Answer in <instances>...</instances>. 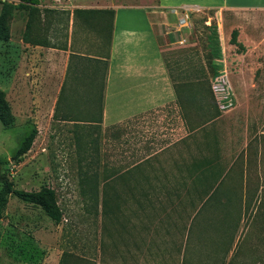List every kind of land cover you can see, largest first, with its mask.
Returning <instances> with one entry per match:
<instances>
[{
  "label": "rangeland",
  "instance_id": "1",
  "mask_svg": "<svg viewBox=\"0 0 264 264\" xmlns=\"http://www.w3.org/2000/svg\"><path fill=\"white\" fill-rule=\"evenodd\" d=\"M73 1L41 0L56 13L50 20L41 16L37 33L60 42L67 20L58 8ZM17 2L0 0V90L5 87L15 118L11 126L0 120V176L27 191L52 187L63 218L56 225L40 206L9 195L0 214V264H58L66 240L96 264H264V10L222 18L212 11L190 13L189 36L198 48L172 73L195 82V104L213 98L220 115L187 137L174 105L150 110L130 127L123 122L103 131L83 120H54L59 69L46 77L41 59H23L16 44L28 15ZM223 71L226 78H218ZM66 93L73 108L89 110L79 94ZM185 108L188 120L204 121L206 110ZM33 128L30 149L15 161ZM95 139L96 215L95 188L83 178L84 171L95 172ZM205 157L219 158L229 169L218 191L230 200L201 205V184L196 188L188 171Z\"/></svg>",
  "mask_w": 264,
  "mask_h": 264
},
{
  "label": "crops",
  "instance_id": "2",
  "mask_svg": "<svg viewBox=\"0 0 264 264\" xmlns=\"http://www.w3.org/2000/svg\"><path fill=\"white\" fill-rule=\"evenodd\" d=\"M39 7L52 8L41 0ZM58 9L65 11V16L69 14V21L60 25V42L48 38L57 47L33 45L20 38L17 49L24 54L23 59H41L46 77L59 69L58 95L63 85L66 92L76 89V93L83 94L87 89L99 92L102 83L103 131L123 122L130 127V120L142 119L150 110L172 105L179 108L165 61L190 58L198 48L189 36L193 30L191 17L187 26L179 23L183 9L190 13L212 11L222 18L231 13L264 10V0H74ZM74 9L94 12L78 14L74 19ZM171 36H179V40L173 41ZM243 45L247 46L245 42ZM18 62L19 71L23 60ZM179 116L184 136L196 133L198 128L181 116L180 108Z\"/></svg>",
  "mask_w": 264,
  "mask_h": 264
},
{
  "label": "trees",
  "instance_id": "3",
  "mask_svg": "<svg viewBox=\"0 0 264 264\" xmlns=\"http://www.w3.org/2000/svg\"><path fill=\"white\" fill-rule=\"evenodd\" d=\"M39 4H40V0H18V2L15 5V7L27 11V15H28L25 24V29L22 35V39L24 42L33 45H45V46L57 47L56 43L54 42L51 43L49 41L47 35L41 36L37 33L38 32L37 30L39 29L38 26L41 21V16L44 14L46 18L50 20L51 14L53 15L54 13H56L55 12L56 10H53L51 8L50 9L46 8L42 11L41 8L39 7ZM92 12L94 11L86 10V9H74L73 18L75 19L78 16V14H83V13L88 14ZM3 13H8V12L5 11ZM58 13L62 14L64 13V11L60 10V12ZM66 20H67L66 23L68 24L69 14L66 15ZM210 27L215 31L216 28L214 27V24H211ZM170 39L173 41L175 39L179 40V36L177 38L175 37L172 38L171 36ZM209 46L211 45L209 44ZM213 49L214 48L209 50L212 59L214 57ZM183 58L178 57V58L167 59L165 61V65L167 67L169 76L171 77L173 83V88L177 97L176 101L180 108L181 116L185 119H187L188 117L185 108L186 104L194 108L196 105V108L203 109V111L206 110L205 117L203 118L204 121L195 124V127L197 128L200 125L218 117L220 115V111L217 108V105L214 102L213 98H211V100L208 99L206 105H204L202 101H199V104L197 103L195 104L194 100L196 99V95L197 93L200 94L199 90L196 89L195 82H193L192 80H183V79L179 80L175 78V76L172 73V70L174 67L179 66V61ZM202 77L203 76L200 75L198 76V79L201 80ZM101 86L102 83L100 84V91L95 92L94 97H90V98L87 97L85 95V92H83V94H79V97L83 98V101L86 102V104H89L88 107L89 110L86 109L84 110L82 106L79 108L72 107L71 103H69L66 89L63 85L54 106V111L52 115L53 119L63 120V121L83 120L86 123H95V125H97L95 127L100 129V122L102 116ZM73 92L76 93V89ZM0 120L4 126H11L15 120L10 105L5 98V92L2 90H0ZM36 134L37 131L35 128H33L29 132V134L23 139L22 143L19 145V147L16 149V151L13 154V158L15 161H19L21 157L28 152L34 141ZM96 140L97 139H95V172L84 171L83 173L84 181L93 184L90 186L91 189L95 188V215L98 212V178H99V172H98L99 151L97 148L98 146ZM228 170L225 166L222 165V162L219 160V158L210 159L205 157L202 160L195 161L191 164L188 173L190 174V179L192 180L191 182L195 184L196 188H198V183L201 184V188L198 190V194H200L201 195L200 197H202L201 205L206 203L209 199L220 201V197L222 196L224 197L226 196L227 199L231 198L229 197L228 194H226L225 190L218 191L219 187L221 186V182L223 178L225 177V175H227ZM0 180L2 182V186L0 188V214L2 213L3 209L5 208L8 202V196L13 194L23 201L30 202L32 204L40 206L47 215V217L54 224L58 225L61 223L63 218V212L59 204L57 203L56 193L52 187L43 185L38 190L27 191V190L15 188L13 186L12 181L8 180L6 177L1 178L0 176ZM223 207H225L224 204ZM69 243H70L69 240L65 241L64 244L65 248H63L62 250L58 264H96L95 260H93L92 258H88L74 252L71 248H69L68 246Z\"/></svg>",
  "mask_w": 264,
  "mask_h": 264
},
{
  "label": "built area",
  "instance_id": "4",
  "mask_svg": "<svg viewBox=\"0 0 264 264\" xmlns=\"http://www.w3.org/2000/svg\"><path fill=\"white\" fill-rule=\"evenodd\" d=\"M173 12L174 13H177L178 10L176 8L173 9ZM181 16L179 18V23L184 25V26H187L188 25V20L190 19V10L188 9H183V11L181 12ZM222 77H225L226 78V74L225 72L223 71L221 75L218 76V78H222ZM216 78V79H218ZM227 83V82H226ZM229 83V82H228ZM216 87H218L219 90H228L230 88L229 85H219V84H215Z\"/></svg>",
  "mask_w": 264,
  "mask_h": 264
}]
</instances>
